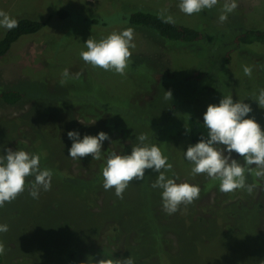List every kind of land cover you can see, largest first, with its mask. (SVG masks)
<instances>
[{"label":"rangeland","instance_id":"rangeland-1","mask_svg":"<svg viewBox=\"0 0 264 264\" xmlns=\"http://www.w3.org/2000/svg\"><path fill=\"white\" fill-rule=\"evenodd\" d=\"M224 2L186 15L179 0H0V10L16 20L46 21L0 57V93L21 94L12 105L0 98V155L5 148L37 154L41 170L53 173L51 189L41 190L38 199L29 195L34 176H28L25 191L0 208V224L9 229L0 233L6 249L0 264H81L89 257L129 256L135 264H264V180L246 173L247 183L257 184L252 194L223 193L218 180L193 175L183 154L194 145L187 118L203 123L207 106L224 96L249 104L245 118H254L264 131V109L254 101L264 88V44L234 43L243 31L264 30V0H237L221 24ZM162 9L204 37L171 42L122 19L129 11ZM129 27L135 48L125 75L82 60L89 37L99 40ZM5 30L0 28V39ZM244 66L252 67L250 77ZM64 69L82 75L61 85ZM169 90L172 100L166 101ZM69 131L80 139L107 133L101 159L70 158ZM141 133L168 157L169 178L199 186V199L167 214L162 190L151 187L158 175L151 169L128 185L123 199L103 188L108 153L130 154ZM232 158L243 163L235 152Z\"/></svg>","mask_w":264,"mask_h":264},{"label":"clouds","instance_id":"clouds-1","mask_svg":"<svg viewBox=\"0 0 264 264\" xmlns=\"http://www.w3.org/2000/svg\"><path fill=\"white\" fill-rule=\"evenodd\" d=\"M219 0H179L178 8L186 15L200 13L204 9L211 10ZM238 7L237 0H225L221 14L218 17L222 24L227 21L228 14ZM167 9L159 12V18L164 23L175 24V19L167 15ZM18 27V21L10 14L0 10V28L12 30ZM134 29L126 28L120 32H112L96 40L89 37L84 45L86 50L80 52L82 60L91 66L105 71H114L123 76L129 66L130 49L135 48L133 43ZM246 76L252 75V67L244 66ZM81 72L70 74L68 69L61 73V85L68 79L79 80ZM166 101L172 100L171 91L164 92ZM254 101L258 107L264 109V88L259 90ZM252 108L243 101H233L232 96H224L218 104H209L203 114V125L208 129V138L203 136L194 145H189L183 152L184 158L193 167V175L206 174L212 180L219 181L220 191L231 193L236 190H245L252 194L257 184L247 183V174H254L258 180H264V131L254 118H245ZM67 136L72 140L68 155L73 160L88 155L92 159H101V147L108 134L101 131L97 135H84L82 139L76 131H69ZM137 144L133 145L130 154L110 152L107 155L106 165L102 168L103 188L107 191L114 189L115 195L123 199V193L133 181H142L145 170L151 169L158 173L151 184L154 189H161L163 210L172 215L180 206L185 208L200 197V188L187 181L176 182L166 174L172 170L168 157L163 155L157 144L149 142V137L141 133L136 137ZM223 146V147H221ZM6 155H0V208L5 203H11L25 191L26 177L34 176L29 185V195L38 199L41 190L51 189L52 171L40 168V156L24 150L4 149ZM225 152L227 155H225ZM237 153L243 160L232 158ZM255 166V168L251 166ZM175 174H173L174 176ZM7 224H0V233L8 231ZM5 245L0 241V255L5 254ZM81 264H135L133 258L126 259L102 258L93 260L89 257Z\"/></svg>","mask_w":264,"mask_h":264},{"label":"trees","instance_id":"trees-1","mask_svg":"<svg viewBox=\"0 0 264 264\" xmlns=\"http://www.w3.org/2000/svg\"><path fill=\"white\" fill-rule=\"evenodd\" d=\"M62 16V15H61ZM123 22L127 24L144 27L154 31L160 38L180 43H192L201 40L204 35L202 32L180 24L164 23L159 15L151 11L135 10L126 12L122 16ZM18 27L12 30H5L0 39V57L4 56L11 46L22 36L33 35L39 32L46 21H35L30 19H18ZM94 21V20H93ZM235 44L249 45L252 43L264 44V30H246L236 35ZM193 76L199 78L200 72H194ZM0 98L7 104H15L21 98V94L16 90H6L0 93ZM187 133L191 143L196 144L203 136L208 138V129L203 123L193 116H189L186 121ZM101 232V231H100Z\"/></svg>","mask_w":264,"mask_h":264}]
</instances>
